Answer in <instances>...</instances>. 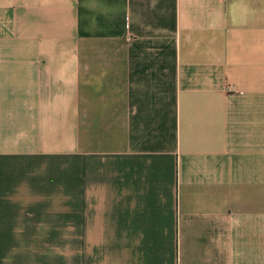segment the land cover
Wrapping results in <instances>:
<instances>
[{
	"label": "crops",
	"instance_id": "1",
	"mask_svg": "<svg viewBox=\"0 0 264 264\" xmlns=\"http://www.w3.org/2000/svg\"><path fill=\"white\" fill-rule=\"evenodd\" d=\"M0 264H264V0H0Z\"/></svg>",
	"mask_w": 264,
	"mask_h": 264
}]
</instances>
